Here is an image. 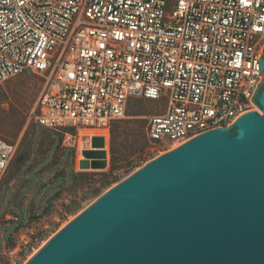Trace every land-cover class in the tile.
Returning a JSON list of instances; mask_svg holds the SVG:
<instances>
[{
    "label": "built area",
    "instance_id": "obj_1",
    "mask_svg": "<svg viewBox=\"0 0 264 264\" xmlns=\"http://www.w3.org/2000/svg\"><path fill=\"white\" fill-rule=\"evenodd\" d=\"M263 47L264 0H0V85L43 78L35 122L66 139L109 131L132 100L158 103L155 154L230 128L256 106ZM18 146L0 139V184Z\"/></svg>",
    "mask_w": 264,
    "mask_h": 264
},
{
    "label": "water",
    "instance_id": "obj_2",
    "mask_svg": "<svg viewBox=\"0 0 264 264\" xmlns=\"http://www.w3.org/2000/svg\"><path fill=\"white\" fill-rule=\"evenodd\" d=\"M258 60L262 81L249 100L263 115L248 113L159 155L30 264H264V47ZM93 148L81 168H106L104 147Z\"/></svg>",
    "mask_w": 264,
    "mask_h": 264
},
{
    "label": "rangeland",
    "instance_id": "obj_3",
    "mask_svg": "<svg viewBox=\"0 0 264 264\" xmlns=\"http://www.w3.org/2000/svg\"><path fill=\"white\" fill-rule=\"evenodd\" d=\"M44 88L45 80L33 75L0 85V139L19 142L0 184V264H26L76 216L159 156L146 137L149 118L159 113L157 102L132 100L125 118L112 124L114 139L111 128L75 131L66 139L35 122ZM251 112L262 115L257 106ZM95 136L104 138L107 166L82 169ZM111 171L114 181L103 185L102 176ZM18 244L17 260L2 254Z\"/></svg>",
    "mask_w": 264,
    "mask_h": 264
},
{
    "label": "trees",
    "instance_id": "obj_4",
    "mask_svg": "<svg viewBox=\"0 0 264 264\" xmlns=\"http://www.w3.org/2000/svg\"><path fill=\"white\" fill-rule=\"evenodd\" d=\"M72 132H75V130H72ZM111 133H112V138L114 139L116 132L112 126H111ZM93 146L96 149L104 147V138L103 137H97V136L93 137ZM92 153L94 154L95 152H92ZM114 179L115 178H113V171H111L108 174H104L102 176L101 182L103 183V185L108 186L112 181H114Z\"/></svg>",
    "mask_w": 264,
    "mask_h": 264
},
{
    "label": "bare ground",
    "instance_id": "obj_5",
    "mask_svg": "<svg viewBox=\"0 0 264 264\" xmlns=\"http://www.w3.org/2000/svg\"><path fill=\"white\" fill-rule=\"evenodd\" d=\"M254 108H255V107H254ZM262 115H263V112H262ZM239 119H240V118H239ZM239 119H238V120H239ZM238 120H237L236 122H238ZM236 122H235V123H236ZM177 146H178V145H175V146H173V148H175V147H177ZM173 148H172V149H173ZM64 227H65V226H64ZM64 227H63V228H64ZM63 228H62V229H63ZM62 229H61V230H62ZM61 230H60V231H61ZM60 231H59V232H60ZM59 232H58V233H59ZM58 233H57V234H58ZM57 234H56V235H57ZM56 235H55V236H56ZM55 236H54V237H55ZM54 237H53V238H54ZM53 238H52V239H53ZM52 239H51V240H52ZM51 240H49L48 242L44 243L43 246H42L39 250H37L32 256H30V257H29V260L26 262V264H30V262H31V261L33 260V258L36 256V254H37V253H38V252H39V251H40V250H41V249H42L47 243H49Z\"/></svg>",
    "mask_w": 264,
    "mask_h": 264
}]
</instances>
